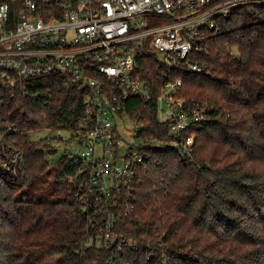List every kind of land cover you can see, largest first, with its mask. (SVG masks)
Segmentation results:
<instances>
[{
  "label": "trees",
  "instance_id": "1",
  "mask_svg": "<svg viewBox=\"0 0 264 264\" xmlns=\"http://www.w3.org/2000/svg\"><path fill=\"white\" fill-rule=\"evenodd\" d=\"M216 24L220 34L198 56L202 72L168 66L154 51L135 57L133 74L151 96L130 95L122 111L140 123L142 160L131 192L118 194L129 212L109 247L85 244L105 215L81 202L90 187L83 162L50 163L59 142L28 139L89 127L82 93L57 76L26 80L28 94L0 88V264H264V7ZM177 79V95L206 111L190 130L192 162L169 146L157 115L156 97ZM14 151L21 158L7 170Z\"/></svg>",
  "mask_w": 264,
  "mask_h": 264
},
{
  "label": "built area",
  "instance_id": "2",
  "mask_svg": "<svg viewBox=\"0 0 264 264\" xmlns=\"http://www.w3.org/2000/svg\"><path fill=\"white\" fill-rule=\"evenodd\" d=\"M245 6L264 7V0H0V88L28 94L26 80L57 76L63 87L82 93L90 126L74 133L56 129L55 139L65 146L63 155L82 161L88 173L89 192L81 202L105 215L86 245L113 244L111 230L129 212L119 209L118 194L127 197L138 180L140 123L131 119L122 134L116 122L126 115L130 95L151 96L133 74L135 57L154 51L168 66L202 72L198 56L221 32L216 19ZM180 86V79L164 83L157 115L167 124L169 146L192 162L190 130L206 111L187 105L177 95ZM20 158L14 151L3 164L14 171Z\"/></svg>",
  "mask_w": 264,
  "mask_h": 264
},
{
  "label": "rangeland",
  "instance_id": "3",
  "mask_svg": "<svg viewBox=\"0 0 264 264\" xmlns=\"http://www.w3.org/2000/svg\"><path fill=\"white\" fill-rule=\"evenodd\" d=\"M131 119L125 115L122 118L120 117H116V122H117V126H118V131L122 134H124V132H127L131 129ZM57 132L55 130H51V129H41L35 132H31L28 134V139L30 140H38L41 138H57ZM65 146L61 145L60 147H58L57 151L54 152L53 154H48L47 155V159L50 163H55L58 159L61 158V156L63 155V151H64Z\"/></svg>",
  "mask_w": 264,
  "mask_h": 264
}]
</instances>
